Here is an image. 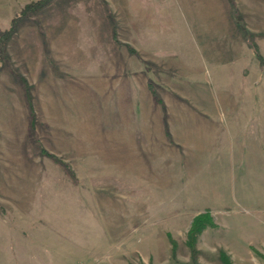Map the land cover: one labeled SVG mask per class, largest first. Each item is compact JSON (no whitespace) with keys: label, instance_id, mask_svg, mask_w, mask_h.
I'll return each instance as SVG.
<instances>
[{"label":"rangeland","instance_id":"374dc122","mask_svg":"<svg viewBox=\"0 0 264 264\" xmlns=\"http://www.w3.org/2000/svg\"><path fill=\"white\" fill-rule=\"evenodd\" d=\"M3 48L0 264H238L191 258L219 209L260 238L264 0H51Z\"/></svg>","mask_w":264,"mask_h":264},{"label":"crops","instance_id":"0c3cea01","mask_svg":"<svg viewBox=\"0 0 264 264\" xmlns=\"http://www.w3.org/2000/svg\"><path fill=\"white\" fill-rule=\"evenodd\" d=\"M223 172L224 171H221V173ZM208 192V197H218L217 195L219 191H216L217 193L216 195H214L215 188H208ZM205 206L212 208L222 207L223 205L220 206L213 203L206 204ZM228 214L229 213H226L223 209L216 210L215 213L213 212V216L215 219L214 221L218 225V227H208L200 234L198 247L202 256L209 255L214 257L219 254L218 250H220V247L218 248L217 246H212L213 244L210 242L211 239L219 233V235L225 240V242H223L222 249L231 256L234 263L252 264L256 260V264H264V261H260L261 259L259 258V256L256 255L257 257H255L253 251L255 249L258 253L264 254V231H261L260 233L259 231H256L257 234H261L260 238H256L254 231H252L249 227H245L244 225H242L241 228L235 230V225L230 224L228 220H225V217H227ZM217 217H219L221 220H218ZM239 218L244 222H249V220H251L247 219L246 217ZM259 220L264 222V218L258 219V221ZM232 223H234V220H232ZM262 230H264V227H262ZM165 249L167 250L166 247Z\"/></svg>","mask_w":264,"mask_h":264},{"label":"trees","instance_id":"16d2710c","mask_svg":"<svg viewBox=\"0 0 264 264\" xmlns=\"http://www.w3.org/2000/svg\"><path fill=\"white\" fill-rule=\"evenodd\" d=\"M50 1L51 0H35V1L28 3L20 11V13L16 17L12 18L9 28L4 30L3 32H1V39L2 40L0 42V66L2 65L3 57H4L3 45L7 42V40L10 38V36L14 33V31L16 29V24L21 20L22 17L26 16L29 12L36 11V10L40 9L41 7H43L44 5H46ZM256 58L258 59L260 64L264 65V59H262V57L257 53H256ZM22 83H23V87L27 93L28 87H27V84L25 83L24 79H22ZM27 95H28V93H27ZM28 105L30 108L29 101H28ZM30 112H31V108H30ZM42 153H43V155H47L48 157H50L58 165L62 166V168L64 169V171L66 172V174L68 176H70L71 178L73 177V172L70 170V168L65 163L61 162L60 160L56 159L53 155L48 154L45 151ZM208 226H212V227L214 226V222H213V220H212V218L208 212L200 213L194 217V219L190 225V228L187 232V245L189 247L192 259L197 257V255L199 254V250L197 248L198 235ZM255 252L258 254L257 251H255Z\"/></svg>","mask_w":264,"mask_h":264}]
</instances>
